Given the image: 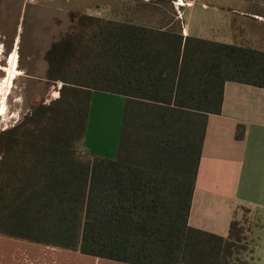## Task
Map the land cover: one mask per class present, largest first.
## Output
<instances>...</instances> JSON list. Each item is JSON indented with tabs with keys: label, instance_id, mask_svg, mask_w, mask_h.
<instances>
[{
	"label": "trees",
	"instance_id": "1",
	"mask_svg": "<svg viewBox=\"0 0 264 264\" xmlns=\"http://www.w3.org/2000/svg\"><path fill=\"white\" fill-rule=\"evenodd\" d=\"M85 20L89 42L70 28L45 58L69 94L0 134V236L130 264H226L235 221L223 238L188 218L207 117L227 82L264 88V52ZM92 91L126 99L117 160L78 155Z\"/></svg>",
	"mask_w": 264,
	"mask_h": 264
},
{
	"label": "crops",
	"instance_id": "2",
	"mask_svg": "<svg viewBox=\"0 0 264 264\" xmlns=\"http://www.w3.org/2000/svg\"><path fill=\"white\" fill-rule=\"evenodd\" d=\"M173 4L172 20L139 26L264 52V5L220 7V0ZM179 7H184L182 12ZM111 10L108 19L114 21ZM241 207L259 212L256 259L264 264V88L227 82L221 113L206 120L188 225L227 238ZM0 264L130 263L0 236Z\"/></svg>",
	"mask_w": 264,
	"mask_h": 264
},
{
	"label": "rangeland",
	"instance_id": "3",
	"mask_svg": "<svg viewBox=\"0 0 264 264\" xmlns=\"http://www.w3.org/2000/svg\"><path fill=\"white\" fill-rule=\"evenodd\" d=\"M174 0H0V134L25 121L37 108L50 106L65 95L69 87L48 79L46 55L53 43L70 28L74 37H92V24L83 15L134 25L161 24L172 20ZM264 5V0H220V7ZM187 7V6H186ZM180 11L184 7H179ZM255 20V19H253ZM246 40L249 39L246 37ZM253 42V41H251ZM88 43V47L93 46ZM12 59V60H11ZM74 60V59H73ZM126 101L123 97L98 92L90 95L82 145L78 155L117 160ZM259 212L241 207L236 213L234 233L223 243L226 264H257L256 248Z\"/></svg>",
	"mask_w": 264,
	"mask_h": 264
},
{
	"label": "built area",
	"instance_id": "4",
	"mask_svg": "<svg viewBox=\"0 0 264 264\" xmlns=\"http://www.w3.org/2000/svg\"><path fill=\"white\" fill-rule=\"evenodd\" d=\"M195 0H183V5L184 6H187V5H190L194 2Z\"/></svg>",
	"mask_w": 264,
	"mask_h": 264
},
{
	"label": "flooded vegetation",
	"instance_id": "5",
	"mask_svg": "<svg viewBox=\"0 0 264 264\" xmlns=\"http://www.w3.org/2000/svg\"><path fill=\"white\" fill-rule=\"evenodd\" d=\"M7 1V0H6ZM8 1H10V0H8Z\"/></svg>",
	"mask_w": 264,
	"mask_h": 264
},
{
	"label": "bare ground",
	"instance_id": "6",
	"mask_svg": "<svg viewBox=\"0 0 264 264\" xmlns=\"http://www.w3.org/2000/svg\"><path fill=\"white\" fill-rule=\"evenodd\" d=\"M12 60V59H11Z\"/></svg>",
	"mask_w": 264,
	"mask_h": 264
}]
</instances>
